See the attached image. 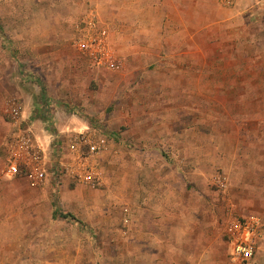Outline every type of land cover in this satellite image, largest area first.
<instances>
[{"label":"rangeland","instance_id":"374dc122","mask_svg":"<svg viewBox=\"0 0 264 264\" xmlns=\"http://www.w3.org/2000/svg\"><path fill=\"white\" fill-rule=\"evenodd\" d=\"M99 3L0 0V264H229L227 220L256 214L264 227V174L255 169L264 151L237 150L236 121L198 104L189 112L186 93L172 122L155 66L143 71L141 29H123L133 48L113 44L120 69L91 66L75 39L90 6L110 19ZM13 101L21 127L48 146L47 182L38 188L1 172ZM87 127L108 141L95 156L97 180L53 177L68 138ZM254 260L264 264V236Z\"/></svg>","mask_w":264,"mask_h":264},{"label":"crops","instance_id":"0c3cea01","mask_svg":"<svg viewBox=\"0 0 264 264\" xmlns=\"http://www.w3.org/2000/svg\"><path fill=\"white\" fill-rule=\"evenodd\" d=\"M104 1V6H97L108 11L109 20L103 22L93 6L82 18L94 11L109 31L111 47L121 43L124 48L135 46L131 35L122 33L126 26L133 28L131 31L143 30V71L155 66L158 92L165 96L161 105L171 102L169 109L175 112L172 122L179 121L180 95L186 93L189 112L200 110L198 104L205 113L225 112L236 121L241 135L237 150L246 154L264 151V0H238L234 6L219 0H125L130 7L122 0ZM121 4L125 5L122 11ZM113 8L117 10H109ZM115 14L122 15L118 18L122 21L111 19ZM183 80L186 87L179 84ZM170 82L172 86L167 87ZM249 100L255 104H246ZM249 120L256 129L248 126ZM245 156L242 158L247 161ZM255 169L258 175L264 174L263 165L257 164ZM15 178L29 185L24 175ZM262 232L264 236V228Z\"/></svg>","mask_w":264,"mask_h":264},{"label":"built area","instance_id":"2783aa9c","mask_svg":"<svg viewBox=\"0 0 264 264\" xmlns=\"http://www.w3.org/2000/svg\"><path fill=\"white\" fill-rule=\"evenodd\" d=\"M225 6H234L238 0H219ZM109 31L99 22L94 11H89L81 22L75 46L96 68L115 71L121 68L122 58L109 43ZM22 106L13 101L8 111L15 131L4 143L3 175H24L32 187L43 186L49 167L44 145L29 128L21 127ZM107 137L87 127L72 134L66 143L65 159L51 166L53 177L62 174L85 183H94L99 177L95 156L107 148ZM263 223L255 215L234 216L227 220L223 235L230 245L229 264H254L258 242L263 237Z\"/></svg>","mask_w":264,"mask_h":264},{"label":"trees","instance_id":"16d2710c","mask_svg":"<svg viewBox=\"0 0 264 264\" xmlns=\"http://www.w3.org/2000/svg\"><path fill=\"white\" fill-rule=\"evenodd\" d=\"M63 216H66L65 214H63ZM68 216H71L70 214Z\"/></svg>","mask_w":264,"mask_h":264}]
</instances>
